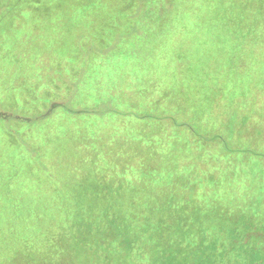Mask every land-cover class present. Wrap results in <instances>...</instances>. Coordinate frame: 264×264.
I'll list each match as a JSON object with an SVG mask.
<instances>
[{
	"label": "rangeland",
	"instance_id": "374dc122",
	"mask_svg": "<svg viewBox=\"0 0 264 264\" xmlns=\"http://www.w3.org/2000/svg\"><path fill=\"white\" fill-rule=\"evenodd\" d=\"M198 162L264 198V0H0V264H83L80 207L136 235L150 163Z\"/></svg>",
	"mask_w": 264,
	"mask_h": 264
},
{
	"label": "trees",
	"instance_id": "16d2710c",
	"mask_svg": "<svg viewBox=\"0 0 264 264\" xmlns=\"http://www.w3.org/2000/svg\"><path fill=\"white\" fill-rule=\"evenodd\" d=\"M134 3L133 8L137 7ZM129 15L123 11L120 16L124 19ZM56 104L54 108L61 107ZM200 165L198 162L192 174L174 175L150 163L155 170L138 179L140 190L147 193L141 198L147 200L136 206L140 221L135 219L136 235L130 229L111 233L103 216L80 220L86 214L80 207L69 224L82 242L73 247L70 256L79 260L83 255V264H264V198L240 202L234 209L227 205H223L226 210L220 209L222 201L212 187L218 184V177L213 174L216 183L208 181L212 174L206 175ZM162 202L167 205L162 206ZM165 212L170 216L168 222L158 216ZM211 220L218 225L214 233L217 244L205 230ZM99 226L100 237L91 238L94 227Z\"/></svg>",
	"mask_w": 264,
	"mask_h": 264
}]
</instances>
